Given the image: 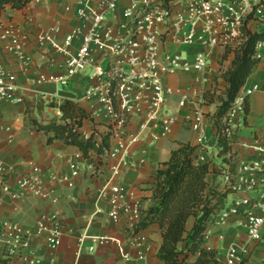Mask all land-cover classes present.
I'll use <instances>...</instances> for the list:
<instances>
[{"label":"crops","instance_id":"1","mask_svg":"<svg viewBox=\"0 0 264 264\" xmlns=\"http://www.w3.org/2000/svg\"><path fill=\"white\" fill-rule=\"evenodd\" d=\"M99 1L95 3L96 8ZM76 9V0H37L22 11L7 7L0 18V22L12 31L10 37L1 42L0 63L16 75L22 97L21 102H0V173L22 174L35 165L43 172L45 186L59 197L55 206L35 199L17 202L4 197L0 190V227L5 223H17L30 233L26 257L38 260L39 264H164L158 258L162 245L158 225L143 230L150 238L144 261L125 263L120 260L115 247H99L90 239L82 241L84 235L111 236L121 241L126 239V221H111L107 216V202L99 199V191L111 176L109 168L115 161L106 162L94 152L90 153L82 162L83 169L74 179V187L68 188L62 181L70 176V163L81 151L60 140L49 143L50 135L39 132L30 124V116L45 125L51 120L61 119L63 113L58 107L69 101L89 116L79 130L84 139L94 134L95 139L101 142L102 135L108 132V121H105L101 107L96 102L84 99L90 84V72L76 77L64 88L56 84L38 83L41 76L62 75L67 61L81 46L89 23L75 17ZM118 17L121 21L125 20L123 8L119 10ZM248 29L264 32V27L257 23L249 25ZM70 35L74 36L71 46L60 54L53 51L51 42L44 39L51 37L52 41L61 45ZM20 45L21 50L14 51ZM172 52L179 53L187 65H191L195 55L203 52L210 57V64L202 73L188 68L168 76L166 84L171 94L168 96L167 110L175 119L172 131L166 138L155 140L150 137L151 131L143 134L131 151L135 164L116 178L125 191L133 192L142 202L144 211H148L152 205L150 187L158 167L169 161L171 153L181 145L196 147L198 161L210 165L209 182L218 184L222 191L229 190L222 176L230 170L229 160L226 162L225 157L220 156L214 116L220 105L219 96L228 87L224 74L232 68L235 50L233 47L208 50L196 45L175 47ZM258 58L260 63L244 86L255 93L249 100V112L239 136L241 142L249 143L257 139L264 144V50L258 53ZM205 95L209 97L205 98ZM183 99L184 105H181ZM50 103L56 106L51 107ZM138 126L139 121H135L131 131L137 132ZM196 126L201 129L200 134L194 130ZM154 132L159 134L160 128ZM200 136L203 137L202 144L199 142ZM232 151L237 155V171L243 164L264 160V156L255 151L240 147H233ZM246 180L249 184L255 183V189L250 190L246 185L239 193L231 191L223 212L228 213L233 209L236 200L247 199L251 202L254 215L264 219V194L260 191L264 173L249 176ZM98 209L102 213L95 214ZM247 210L245 207L239 208L237 214L227 218L224 226L216 220L208 230L206 247L217 251L219 264H227L231 249L237 251V264H264V227L263 240L249 242L245 221ZM44 211L56 212L63 226L61 246L54 250L47 246L45 235L36 236L37 221ZM192 223L190 220L189 229ZM91 248L93 251H90ZM10 264L23 262L14 259L10 260Z\"/></svg>","mask_w":264,"mask_h":264},{"label":"built area","instance_id":"2","mask_svg":"<svg viewBox=\"0 0 264 264\" xmlns=\"http://www.w3.org/2000/svg\"><path fill=\"white\" fill-rule=\"evenodd\" d=\"M97 1L76 0L75 17L88 22L89 30L83 36L77 53L67 61L64 73L60 76H41L38 83L64 88L76 77L90 72V84L84 99L101 107L111 134L110 147L101 159L115 161L109 168L111 176L99 191V199L107 202V216L111 221H126L128 234L124 241L111 236L89 235H84L82 241L90 239L99 247H115L120 260L125 263L144 261L150 238L143 230L137 231L144 215L142 202L133 192L125 191L116 178L135 164L131 151L143 134L151 131L150 137L155 140L166 138L172 131L175 119L167 110L171 94L166 84L168 76L188 68L202 73L210 64V57L201 52L195 55L191 65H187L179 53L170 51L169 46L197 45L208 50L233 47L235 51L239 50L252 35L264 33L248 29L253 23L264 27V0H100L96 8ZM121 8L124 21L118 17ZM11 34V29L0 22V55L3 49L1 42ZM44 39L51 42L53 51L60 54L71 46L74 36H67L61 45L52 41L51 37ZM21 48L22 45L16 46L14 51ZM263 50L264 40H260L255 46L257 58ZM254 93L246 87L239 91L224 119L222 135L232 148L240 147L264 156L261 141L241 142L239 136ZM9 100L22 101L20 87L16 75L0 63V102ZM180 104L184 105V99ZM135 121H139L138 130L132 132ZM159 128L160 133H155ZM194 130L201 133L197 126ZM199 142L203 143L202 136ZM84 159L81 152L70 163V176L62 181L68 188L74 187V179L82 172ZM260 173H264V160L243 164L235 176L229 171L222 176L227 187L239 193L246 185L254 190L257 185L249 184L246 179ZM0 190L11 201L35 199L54 206L59 202V197L45 186L42 170L35 165L22 174L0 173ZM260 191L264 194V182ZM241 207L249 209L245 213L249 242L263 240L264 219L254 215L251 202L247 199L236 200L233 209L228 213L222 212L217 222L224 226L227 218L237 214ZM100 213L102 211L98 209L95 214ZM43 235L50 249L61 246L64 230L56 212L44 211L40 214L36 236ZM30 239L31 234L19 224L5 223L0 227V259L39 264L38 260L26 257ZM238 261L236 249H231L226 263L237 264Z\"/></svg>","mask_w":264,"mask_h":264},{"label":"trees","instance_id":"3","mask_svg":"<svg viewBox=\"0 0 264 264\" xmlns=\"http://www.w3.org/2000/svg\"><path fill=\"white\" fill-rule=\"evenodd\" d=\"M34 1L37 0H0V18L7 7L22 11ZM260 40H264V33L252 35L243 47L235 51L232 68L224 74L228 87L219 96L220 105L214 116L220 156L225 157L226 162L229 160V173L232 176L237 173V155L222 135L224 119L237 94L260 63L255 55V46ZM49 106L56 105L50 103ZM58 108L63 113L61 119L51 120L45 125L30 116V124L39 132L50 135L49 143L60 140L78 148L85 158L92 152L102 158L110 147L111 134L107 132L102 135L101 142L95 139L94 134L84 139L79 130L83 121L89 119L87 113L69 101L60 104ZM196 150L190 144L181 145L171 153L169 161L158 167L150 187L152 205L148 211H144L137 227V231H140L152 225L159 226L162 245L158 258L164 264H219L217 251L206 247V237L208 230L224 211L231 190L222 191L218 184L209 182L210 165L198 161ZM190 220L193 221L191 229L188 228ZM0 264H10V260L0 259Z\"/></svg>","mask_w":264,"mask_h":264},{"label":"rangeland","instance_id":"4","mask_svg":"<svg viewBox=\"0 0 264 264\" xmlns=\"http://www.w3.org/2000/svg\"><path fill=\"white\" fill-rule=\"evenodd\" d=\"M170 47H171V49H170V51H173V49L175 48V47H177V46H175V45H170ZM216 92H217V90H216ZM216 92H215V94H216ZM33 113L35 114V111H33ZM95 132H98L97 130L95 131Z\"/></svg>","mask_w":264,"mask_h":264}]
</instances>
